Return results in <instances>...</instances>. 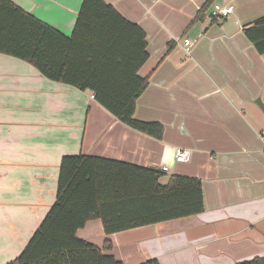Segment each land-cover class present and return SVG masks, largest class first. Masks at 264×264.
<instances>
[{
	"label": "crops",
	"instance_id": "0c3cea01",
	"mask_svg": "<svg viewBox=\"0 0 264 264\" xmlns=\"http://www.w3.org/2000/svg\"><path fill=\"white\" fill-rule=\"evenodd\" d=\"M11 1L68 37L82 3ZM104 1L145 32L149 57L136 74L150 78L136 99L134 116L159 121L162 137L118 120L92 90L51 80L31 62L0 53V264L24 248L55 200L61 158L76 154L167 167L171 174L202 181L204 209L197 214L109 235L103 233L100 219L88 220L77 230L79 238L100 248L109 239L112 248L104 252L123 264L150 258L159 264H236L264 256V95H222L219 110L208 107L212 102L204 91L192 93V81L184 72L189 64L176 59L191 52L176 29L194 21L204 0ZM256 18L242 24L241 32ZM235 23L240 24L238 18ZM202 25H197L200 32ZM126 37L119 53L127 62L111 59L108 65L119 82L125 76L134 80L131 71L139 58L135 31L127 29ZM258 56L263 74L264 53ZM195 101L202 104L200 112L192 110ZM176 147L195 156L191 170L175 164Z\"/></svg>",
	"mask_w": 264,
	"mask_h": 264
},
{
	"label": "trees",
	"instance_id": "16d2710c",
	"mask_svg": "<svg viewBox=\"0 0 264 264\" xmlns=\"http://www.w3.org/2000/svg\"><path fill=\"white\" fill-rule=\"evenodd\" d=\"M206 0L194 20L203 16ZM135 31L139 46L131 78L118 81L108 69L124 63L126 31ZM255 50L264 53V15L243 26ZM145 32L104 0H82L71 36L41 22L11 0H0V53L31 62L55 81L93 91L96 101L124 124L161 138L163 125L134 116L136 99L149 84V75L136 74L148 59ZM172 42H168V51ZM119 72V71H118ZM122 74V73H121ZM124 74V73H123ZM93 155L61 158L55 200L21 252L5 264H123L105 239L102 248L76 235L88 220L100 219L111 233L197 214L204 209L202 181L196 176ZM139 264H159L156 258ZM236 264H264V256Z\"/></svg>",
	"mask_w": 264,
	"mask_h": 264
},
{
	"label": "rangeland",
	"instance_id": "374dc122",
	"mask_svg": "<svg viewBox=\"0 0 264 264\" xmlns=\"http://www.w3.org/2000/svg\"><path fill=\"white\" fill-rule=\"evenodd\" d=\"M176 2L180 1L176 0ZM227 3L233 5L234 15H230L219 23L212 22L209 25L210 21L207 19L213 6ZM262 14H264V0H211L202 16V19L207 21L206 25L202 19H199L188 22L183 29H176V32H181L177 37L181 40L188 38L191 42L189 46L191 53L189 55L178 54L176 59L189 64L184 66V72H186V79L192 81V93L201 94L204 91L212 102L208 107L223 109V103L218 99L222 95L227 97L252 93L264 95L262 56H258L260 54L254 50L252 43L241 32L242 24ZM176 15L175 12L173 16ZM236 18L239 19L240 24L235 23ZM201 22L203 30L200 32L197 25ZM204 25L205 27L210 26V29L205 31ZM185 29L187 30L185 31ZM190 60L196 66H193L192 62H189ZM188 70H190L189 74ZM196 101H200L198 97H196ZM196 101L193 102L192 110L200 112L202 104ZM157 113L154 110V115ZM193 158L195 159V156L192 154L189 161L177 162L174 158V162L180 170H191L194 164ZM171 171L166 170L160 179L161 183H166Z\"/></svg>",
	"mask_w": 264,
	"mask_h": 264
},
{
	"label": "built area",
	"instance_id": "2783aa9c",
	"mask_svg": "<svg viewBox=\"0 0 264 264\" xmlns=\"http://www.w3.org/2000/svg\"><path fill=\"white\" fill-rule=\"evenodd\" d=\"M234 11V7L231 4L218 5L215 4L213 6V10L208 16L209 21L212 22H220L223 19L228 18ZM191 42L188 38L183 40V45L186 47V52L188 53V47ZM191 157V151L187 148L176 147L174 150V158L177 162H186L189 161ZM163 171L167 170V167L161 168Z\"/></svg>",
	"mask_w": 264,
	"mask_h": 264
}]
</instances>
